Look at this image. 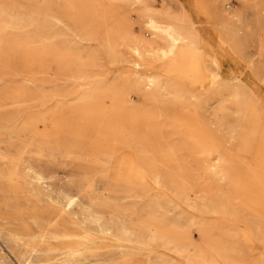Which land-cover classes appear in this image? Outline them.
Returning <instances> with one entry per match:
<instances>
[{
  "label": "bare ground",
  "instance_id": "obj_1",
  "mask_svg": "<svg viewBox=\"0 0 264 264\" xmlns=\"http://www.w3.org/2000/svg\"><path fill=\"white\" fill-rule=\"evenodd\" d=\"M185 1L189 12L177 15L157 0L26 1L29 9L49 5L57 22L35 30L34 46L24 31L12 63L0 52L6 68L33 76L56 59L66 76L89 77L95 56L62 35L61 23L110 51L120 39L137 56L166 58L172 80L146 84L155 98L176 99L185 141L220 161L196 169L154 110L133 107L142 82L67 100L49 91L0 94V264H264V0ZM31 17L0 26L24 28ZM35 98L59 102L19 107ZM231 111L241 129L227 139L214 125L230 123ZM208 173L232 176L237 194L206 182ZM200 191L207 211H226L249 229L174 212L180 200L197 207L191 194ZM149 244L171 248V258L147 256Z\"/></svg>",
  "mask_w": 264,
  "mask_h": 264
},
{
  "label": "rangeland",
  "instance_id": "obj_2",
  "mask_svg": "<svg viewBox=\"0 0 264 264\" xmlns=\"http://www.w3.org/2000/svg\"><path fill=\"white\" fill-rule=\"evenodd\" d=\"M27 0H0V24L3 21H12L19 18L26 12H30L32 17L28 25L24 28L14 26H0V52L2 56L12 63L14 57L17 56L19 48L17 42L23 36L24 31L31 35L30 45L34 46L40 43L35 34V30L42 26V24L56 23V19L49 9H29L26 7ZM42 1V0H39ZM47 3H62V0H46ZM158 4L172 15H177L181 10L189 12V4L185 0H157ZM60 27L63 30L62 35H66L72 41L78 42L83 48L93 53V60L91 68V75L87 78L68 77L60 71L58 61L51 60L45 65L47 71H40L36 75H27L13 71L5 67V62L0 63V94L11 92L18 93L21 90H26L29 95L40 97L44 92H59L62 95L58 97L68 98L77 96L84 90H91L98 86L111 85H133L137 82H142L143 92L133 98V107L142 110H154L161 120L162 131L164 135L173 143L182 146V152L187 156L192 165L200 170L205 171L212 162H219L220 159L216 157L211 161L205 152H201L197 146L189 144L185 141L187 132L176 120V109L178 107L176 99L168 97L160 100L155 98L151 93V88L146 84L150 76L161 77L164 81H171L173 75L167 71L169 60L166 58L155 56L154 53L146 52L143 57L137 56L133 47L130 44L122 43L120 39L114 51H110L108 47L101 41L100 38L81 39L75 32L72 26L61 23ZM57 38V37H55ZM157 40H161L160 36H156ZM58 99L51 100L45 105L40 104L38 99L23 102L19 107L24 111L32 112L37 110H45L52 108L58 103ZM230 123L219 122L215 126L218 133L225 138H232L237 134L241 125L239 122V114L236 111H231L229 115ZM231 141H228L230 144ZM64 171V175L67 174ZM206 182L218 184L232 194H237V183L228 176L225 179H220L219 176H211L209 173L205 178ZM151 192H160L168 195L166 190H159L152 187ZM209 196L205 191L194 192L191 194V201L197 207L189 206L181 201L180 207L174 212L189 214L196 218H201L205 215L209 219L224 224L235 223L240 231H247L249 228L243 221H234L233 218L226 212L207 211ZM235 203H241L240 198L234 199ZM145 254L152 258L158 259L160 255L167 254V258H171L173 250L169 247L157 244H149L145 248ZM169 264H177L170 260Z\"/></svg>",
  "mask_w": 264,
  "mask_h": 264
}]
</instances>
